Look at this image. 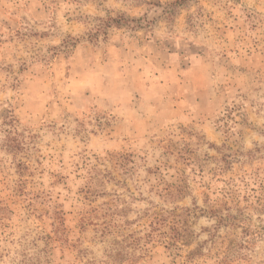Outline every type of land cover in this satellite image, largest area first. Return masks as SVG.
Listing matches in <instances>:
<instances>
[{"label":"rangeland","instance_id":"obj_1","mask_svg":"<svg viewBox=\"0 0 264 264\" xmlns=\"http://www.w3.org/2000/svg\"><path fill=\"white\" fill-rule=\"evenodd\" d=\"M36 260L264 264V0H0V264Z\"/></svg>","mask_w":264,"mask_h":264},{"label":"trees","instance_id":"obj_2","mask_svg":"<svg viewBox=\"0 0 264 264\" xmlns=\"http://www.w3.org/2000/svg\"><path fill=\"white\" fill-rule=\"evenodd\" d=\"M47 262V261H46ZM40 262L39 260L34 261L32 264H49L48 262Z\"/></svg>","mask_w":264,"mask_h":264}]
</instances>
